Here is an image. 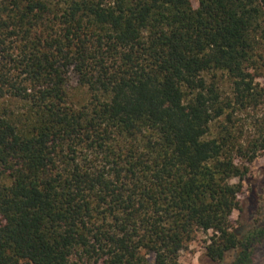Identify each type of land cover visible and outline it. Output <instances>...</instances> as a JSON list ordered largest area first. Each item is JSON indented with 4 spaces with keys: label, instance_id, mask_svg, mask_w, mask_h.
Masks as SVG:
<instances>
[{
    "label": "trees",
    "instance_id": "1",
    "mask_svg": "<svg viewBox=\"0 0 264 264\" xmlns=\"http://www.w3.org/2000/svg\"><path fill=\"white\" fill-rule=\"evenodd\" d=\"M262 151L264 0H0V264H255Z\"/></svg>",
    "mask_w": 264,
    "mask_h": 264
},
{
    "label": "rangeland",
    "instance_id": "2",
    "mask_svg": "<svg viewBox=\"0 0 264 264\" xmlns=\"http://www.w3.org/2000/svg\"><path fill=\"white\" fill-rule=\"evenodd\" d=\"M70 89L72 94L81 92L77 89L75 80L72 81ZM237 181V178L233 179V182ZM243 183L241 209L232 214V220L239 229L249 228L264 220V151L250 164L249 174ZM212 234V230L196 231L193 240L181 251L180 261L187 264H231L232 253L221 263L213 262L206 256V246ZM153 259V255H149L150 262H153ZM254 261L255 264H264V242L256 246Z\"/></svg>",
    "mask_w": 264,
    "mask_h": 264
}]
</instances>
